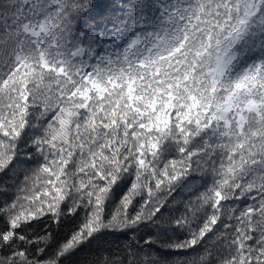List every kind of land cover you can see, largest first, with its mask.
<instances>
[{"label":"snow or ice","instance_id":"snow-or-ice-1","mask_svg":"<svg viewBox=\"0 0 264 264\" xmlns=\"http://www.w3.org/2000/svg\"><path fill=\"white\" fill-rule=\"evenodd\" d=\"M0 192V264H264V0H0Z\"/></svg>","mask_w":264,"mask_h":264},{"label":"trees","instance_id":"trees-1","mask_svg":"<svg viewBox=\"0 0 264 264\" xmlns=\"http://www.w3.org/2000/svg\"><path fill=\"white\" fill-rule=\"evenodd\" d=\"M113 0H99L101 5L111 4ZM195 187L187 189L180 199L185 200L193 191H196ZM9 194L0 192V203L7 200ZM139 235L135 236L127 235L125 233H109L97 244H93L91 247L84 248L79 252V255L74 257V264H97L98 261L109 257L110 253H117L119 250L128 249L131 245L139 243Z\"/></svg>","mask_w":264,"mask_h":264}]
</instances>
